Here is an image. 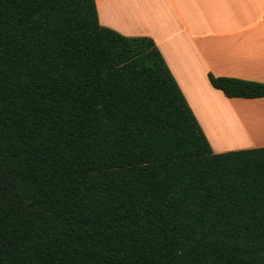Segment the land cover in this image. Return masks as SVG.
Instances as JSON below:
<instances>
[{
	"label": "trees",
	"instance_id": "trees-1",
	"mask_svg": "<svg viewBox=\"0 0 264 264\" xmlns=\"http://www.w3.org/2000/svg\"><path fill=\"white\" fill-rule=\"evenodd\" d=\"M0 264H264V146L214 153L154 40L95 0H0Z\"/></svg>",
	"mask_w": 264,
	"mask_h": 264
},
{
	"label": "crops",
	"instance_id": "crops-1",
	"mask_svg": "<svg viewBox=\"0 0 264 264\" xmlns=\"http://www.w3.org/2000/svg\"><path fill=\"white\" fill-rule=\"evenodd\" d=\"M95 1L102 26L154 40L214 153L264 146V98H228L209 79L264 83V0Z\"/></svg>",
	"mask_w": 264,
	"mask_h": 264
},
{
	"label": "rangeland",
	"instance_id": "rangeland-1",
	"mask_svg": "<svg viewBox=\"0 0 264 264\" xmlns=\"http://www.w3.org/2000/svg\"><path fill=\"white\" fill-rule=\"evenodd\" d=\"M258 140V143H262V140L260 139V137L259 138H257Z\"/></svg>",
	"mask_w": 264,
	"mask_h": 264
}]
</instances>
